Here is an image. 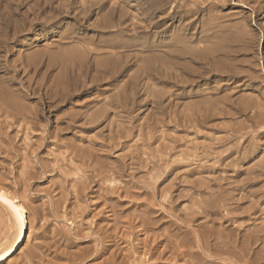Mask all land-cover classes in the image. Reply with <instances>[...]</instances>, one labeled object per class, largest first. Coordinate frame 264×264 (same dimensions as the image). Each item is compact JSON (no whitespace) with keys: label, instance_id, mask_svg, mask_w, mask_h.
Returning a JSON list of instances; mask_svg holds the SVG:
<instances>
[{"label":"rangeland","instance_id":"obj_1","mask_svg":"<svg viewBox=\"0 0 264 264\" xmlns=\"http://www.w3.org/2000/svg\"><path fill=\"white\" fill-rule=\"evenodd\" d=\"M2 264H264V0H0Z\"/></svg>","mask_w":264,"mask_h":264},{"label":"bare ground","instance_id":"obj_2","mask_svg":"<svg viewBox=\"0 0 264 264\" xmlns=\"http://www.w3.org/2000/svg\"><path fill=\"white\" fill-rule=\"evenodd\" d=\"M1 199H5L0 196ZM6 200V199H5ZM25 235L24 231H21L16 243L6 252L0 255V264L4 263L7 261L16 251H18L24 244L25 242Z\"/></svg>","mask_w":264,"mask_h":264}]
</instances>
